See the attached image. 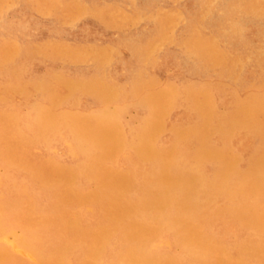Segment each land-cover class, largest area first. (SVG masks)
I'll return each mask as SVG.
<instances>
[{"label": "rangeland", "instance_id": "1", "mask_svg": "<svg viewBox=\"0 0 264 264\" xmlns=\"http://www.w3.org/2000/svg\"><path fill=\"white\" fill-rule=\"evenodd\" d=\"M0 117V264H264V0H0Z\"/></svg>", "mask_w": 264, "mask_h": 264}, {"label": "bare ground", "instance_id": "2", "mask_svg": "<svg viewBox=\"0 0 264 264\" xmlns=\"http://www.w3.org/2000/svg\"><path fill=\"white\" fill-rule=\"evenodd\" d=\"M90 87V86H89ZM93 88V87H92ZM92 88H91V90H92ZM109 92H111V93H115V91H113V90H109ZM110 93V94H111ZM107 96V95H106ZM111 96V95H110ZM109 95H108V97H110ZM211 97H213V95H211ZM111 98H113V96H111ZM59 102V101H58ZM55 103H57L56 101H55ZM55 103H54V105H55ZM38 110V109H37ZM44 110H42L41 112L43 113V115L42 116H40V114H42V113H40V110H38V112H36L37 114L39 113V116H40V118L39 119H41V120H39V121H36L35 119H32V121L29 123V121H27V120H29V118L27 117L26 119H25V121H27L29 124H27V122H26V126H27V129H28V132H34L35 130H36V132L39 130V129H45V127L47 126V120H46V115H45V112H43ZM156 112V111H155ZM163 113V112H162ZM50 114H52L51 113V111H50ZM49 114V115H50ZM48 115V116H49ZM56 115H58V114H56ZM163 115V114H162ZM241 115V114H240ZM2 117H4L5 118V116H3V114L1 115ZM30 116V115H29ZM32 116V115H31ZM54 116V115H53ZM59 116V115H58ZM58 116H56L55 118H57ZM68 116H69V114H68ZM74 116V115H73ZM2 117H0V120L2 121V123H0V126H1V128H0V135H1V133H2V131L4 130V129H6L7 128V121H6V119L4 120ZM15 117V116H14ZM50 117V116H49ZM60 117V116H59ZM62 117V116H61ZM60 117V118H61ZM64 117V116H63ZM62 117V118H63ZM70 117H72V116H70ZM70 117L69 118H67V117H65V119L67 118V119H70ZM159 117H161V115L159 116ZM234 117V116H233ZM241 117V116H240ZM17 118V117H16ZM19 118V117H18ZM53 119H54V117H52ZM73 118V117H72ZM75 118H77L78 120H76ZM79 118H81V116H76V117H74L73 119H72V121H74V120H76V121H74L75 122V124H76V122L77 123H80V119ZM12 119H13V117H12ZM31 119V118H30ZM65 119H63V120H65ZM66 119V120H67ZM83 118H81V120H82ZM87 119V118H86ZM159 119V118H158ZM242 119V118H241ZM14 120H15V118H14ZM33 120H35V121H33ZM50 120V119H49ZM63 120H60L61 122H63ZM159 120H161V119H159ZM243 120V119H242ZM10 121L11 122H13L11 119H10ZM55 121H57V120H55ZM59 121V118H58V121L56 122V123H58V122H60ZM71 122V121H70ZM70 122H67V123H70ZM85 122H87V120L85 121ZM84 122V123H85ZM88 122H89V124H90V120L88 119ZM51 122H49L48 124H50ZM9 124V123H8ZM12 124V123H11ZM52 125L53 124H55V123H51ZM71 124H73L74 126H75V124L73 123V122H71ZM86 124V123H85ZM13 125H15V123L13 124ZM13 125L11 126V127H13ZM61 125H64V122L61 124ZM67 125H70V124H67ZM78 125V124H77ZM56 126V125H55ZM10 127V128H11ZM54 127V126H53ZM57 127V126H56ZM77 127H80V124H79V126H77ZM76 127V128H77ZM106 127V126H105ZM206 127H208V125L206 126ZM15 128H17L16 126L14 127V129L13 130H15ZM50 128V127H49ZM48 128V129H49ZM58 128V127H57ZM61 128H63V127H60V129ZM72 128V127H71ZM107 128V127H106ZM109 128H111V127H109ZM8 129V128H7ZM12 129V128H11ZM73 129V128H72ZM81 129V128H80ZM10 130V129H9ZM53 130H55V129H53ZM64 130V129H63ZM49 131V130H48ZM48 131H47V134H48ZM52 131V130H51ZM58 130H56V132H57ZM77 131H79V130H77ZM257 131V130H256ZM14 132V131H13ZM36 132H34V133H36ZM42 132V131H41ZM45 131H43V133H44ZM54 133H55V131H53ZM58 132H60V131H58ZM62 132V131H61ZM64 132V131H63ZM84 132H85V134L86 135H89V134H92V135H95L96 136V134H98L101 138L99 139V140H101L102 138V140L101 141H104V138H107V136L109 135V131L108 130H105V129H103V127L101 126L100 127V125L99 124H93V123H91L90 125H88L87 127H85L84 128ZM226 132V131H225ZM33 133V134H34ZM4 134V133H3ZM32 134V133H31ZM32 134V135H33ZM51 134V133H50ZM55 134H58V133H55ZM80 134L82 135V133L80 132ZM23 135H24V133H23ZM36 135V134H35ZM38 135V134H37ZM39 135H41V133H39ZM67 135H69V134H67ZM46 136V135H45ZM45 136H43V138L45 137ZM39 137V136H38ZM38 137H36V138H38ZM40 137H42V136H40ZM69 137V136H68ZM23 137H21V139H22ZM42 138V139H43ZM71 138V137H70ZM133 138H135L136 139V142L138 143L137 145L139 146V152L140 153H142L143 155H145L146 154V152L148 151V149L147 148H145V143H146V141H147V135L146 134H144V132L142 131V130H135V132H134V135H133ZM82 139H84L83 137H82ZM82 141V140H81ZM90 143H91V141H89ZM43 145V144H42ZM89 145V144H88ZM87 145V146H88ZM92 145V144H91ZM117 145V144H116ZM75 146H76V149H77V145H74V147L73 148H71V149H73L74 150V148H75ZM61 147V146H60ZM85 147V146H84ZM116 148V147H115ZM119 148V147H118ZM86 149H88V147L86 148ZM95 149V148H94ZM127 149V148H126ZM125 149V150H126ZM85 149H83V151H84ZM127 151V150H126ZM78 152V151H77ZM86 152H88L87 150H86ZM125 152V151H124ZM79 153V152H78ZM84 153V152H83ZM117 154H119V153H117ZM61 155V154H60ZM59 155V156H60ZM96 155H99V154H96ZM95 155V156H96ZM115 155V154H114ZM69 156V155H68ZM119 157V156H118ZM115 158V157H114ZM126 160V159H125ZM95 161V160H94ZM96 162V161H95ZM98 162H99V158H98ZM93 163V162H92ZM102 163V162H101ZM101 163H100V165H101ZM263 163V162H262ZM80 164H81V162H80ZM234 164V163H233ZM238 166V165H237ZM236 167V166H235ZM91 169H93V168H91ZM235 169H237V168H235ZM63 170H65V172H66V169H64V168H60V171L61 172H63L64 173V171ZM90 170V169H89ZM233 170H234V167H233ZM74 171V170H73ZM92 171H94V170H92ZM107 171V170H106ZM260 171V170H259ZM67 172H69V171H67ZM88 173H93V172H89V171H87ZM96 172V171H95ZM94 172V173H95ZM263 172V171H262ZM62 173V174H63ZM74 173V172H73ZM76 173V172H75ZM74 173V174H75ZM72 174V173H71ZM119 174V173H118ZM117 174V175H118ZM58 175V174H57ZM56 175V176H57ZM65 175H66V173H65ZM77 175V174H76ZM93 175V174H92ZM261 175V174H260ZM64 176V175H63ZM96 176H97V178H93V176H92V179H99V176H98V174H96ZM119 176H120V174H119ZM262 176V175H261ZM33 177V176H32ZM32 177H30L32 180H33V178ZM66 177V176H65ZM69 177H70V174H69ZM64 178V177H63ZM104 178V177H103ZM35 179V178H34ZM77 179V178H76ZM86 179V178H85ZM103 180V179H102ZM120 180L121 181H123V182H125L124 181V178L123 177H120ZM29 181V180H28ZM115 181L116 180H114V181H112L111 180V178H107V179H105V182H106V188H104V189H102V194H103V196H104V198H103V201H102V205L104 206V208L105 209H107V210H112L114 207H113V205H112V203L114 202L113 201V199H115L113 196H115L116 195V191H117V189H116V185H115ZM47 182V181H46ZM135 182V181H134ZM133 183V182H132ZM150 183V182H149ZM230 184V183H229ZM16 185V184H15ZM141 185V184H140ZM143 185H145V184H143ZM147 185H148V183H147ZM150 185V184H149ZM254 185V184H253ZM14 186V185H13ZM18 186V185H17ZM16 188V187H15ZM41 189H40V192L41 193H43L44 192V190H45V188L44 187H40ZM122 191V190H121ZM19 193V192H18ZM81 194H79V193H75V192H73V197H76L77 198V196H80ZM171 196V195H170ZM50 198H52V196L50 197ZM80 198V197H79ZM75 199V198H74ZM51 201V200H50ZM74 201V200H73ZM250 202H252V201H250ZM228 204H229V202H228ZM121 206V205H120ZM122 207V206H121ZM95 208V207H94ZM252 210V209H251ZM6 211V210H5ZM97 210H95L94 212H96ZM123 212V211H122ZM126 213H127V211H125ZM124 212V213H125ZM124 213H121V214H123V215H125ZM124 217V216H123ZM126 217V216H125ZM124 217V218H125ZM13 223V222H12ZM209 225V224H208ZM232 229H234V228H232ZM260 230V229H259ZM207 232V231H206ZM235 232V231H234ZM214 234V233H213ZM109 236V235H108ZM235 237V236H234ZM165 238V237H164ZM106 239V238H105ZM48 240V239H47ZM106 240H108V239H106ZM105 240V241H106ZM45 243V242H44ZM254 243H256L255 245H254ZM104 244V243H103ZM239 244V243H238ZM248 245H249V247H250V252H249V254H247V255H254V257L255 256H257V252L259 251V249H263V246H264V236L263 235H258V237H257V239H256V241H254V240H249L248 241ZM252 245H254V247L252 246ZM45 246V245H44ZM215 246H219V244H216ZM52 248V247H51ZM48 251V250H47ZM223 250H222V248L220 249V251H219V254L218 255H216V258H217V260L218 261H222V260H224L223 258V252H222ZM208 253H210V252H208ZM208 253H207V255H208ZM255 253H256V255H255ZM215 255V254H214ZM212 256V255H211ZM214 257V256H213ZM251 257H253V256H251ZM69 258V257H68ZM184 258V257H183ZM216 258H213V259H216ZM52 260V259H51ZM184 260V259H183ZM207 260H209V258L207 259ZM217 260H215L216 261V263H218V261ZM194 261V260H193ZM210 261V260H209ZM251 261V260H250ZM253 261V260H252ZM213 262V261H212ZM193 263H196V262H193ZM198 263V262H197ZM203 264H204V262H203ZM215 264V263H214Z\"/></svg>", "mask_w": 264, "mask_h": 264}]
</instances>
